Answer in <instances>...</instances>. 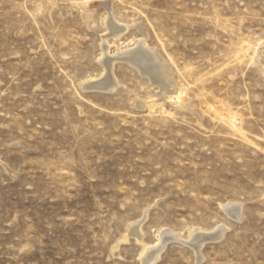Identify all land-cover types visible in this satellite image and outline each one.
I'll return each mask as SVG.
<instances>
[{
	"label": "rangeland",
	"instance_id": "rangeland-1",
	"mask_svg": "<svg viewBox=\"0 0 264 264\" xmlns=\"http://www.w3.org/2000/svg\"><path fill=\"white\" fill-rule=\"evenodd\" d=\"M164 229L155 264H264V0H0V264H142Z\"/></svg>",
	"mask_w": 264,
	"mask_h": 264
},
{
	"label": "bare ground",
	"instance_id": "bare-ground-1",
	"mask_svg": "<svg viewBox=\"0 0 264 264\" xmlns=\"http://www.w3.org/2000/svg\"><path fill=\"white\" fill-rule=\"evenodd\" d=\"M112 10V9H111ZM108 15V14H107ZM111 15H113L111 13ZM113 17V16H112ZM115 18V17H114ZM113 18V19H114ZM115 21V19H114ZM113 21V22H114ZM116 22V21H115ZM122 26V25H121ZM121 26H119L121 28ZM142 26V25H141ZM116 27V26H115ZM128 30V27L125 26ZM115 29V28H114ZM117 29V28H116ZM115 29V30H116ZM142 30H145L142 28ZM118 33V32H117ZM116 33V34H117ZM123 33V32H122ZM143 33V32H142ZM111 35V34H110ZM114 36V34H113ZM121 36V34H120ZM118 38V36H117ZM144 40V38H143ZM105 42H108V41H105ZM139 43V42H138ZM109 45V43H108ZM136 46V45H135ZM147 46V45H146ZM119 47V46H118ZM107 48V47H106ZM109 48V47H108ZM141 49H145L146 51V54H148L149 56V59H153L152 61L155 62V60H157V57L155 56L154 52L152 50H149L147 49L145 46H144V41H141L139 43V48L136 47L133 49L131 48V50H126V51H120L119 52V55L121 56L120 59H124L125 61L127 60L128 62H131V63H134L135 65H138L140 66V63L142 64L143 61H141L143 58L141 54ZM117 50V48H116ZM109 51V50H108ZM104 53V51H103ZM102 53V54H103ZM104 55V54H103ZM110 55V54H109ZM108 55V56H109ZM105 56V55H104ZM103 57V56H102ZM101 57V58H102ZM145 57V56H144ZM117 59V57H116ZM115 59V60H116ZM146 60V59H145ZM121 61V60H119ZM115 64V62H113ZM112 63V64H113ZM130 63V64H131ZM144 64V62H143ZM158 64V63H157ZM164 65V64H163ZM114 66V65H113ZM137 66V67H138ZM145 66V65H143ZM105 67V66H104ZM141 67V66H140ZM149 67V66H147ZM146 67V68H147ZM151 67V66H150ZM167 67V66H166ZM108 67H106L107 69ZM113 68V67H112ZM109 69V68H108ZM151 69V68H150ZM114 70V68H113ZM169 70V69H168ZM150 71V70H148ZM141 72V71H140ZM164 72L167 73V71H165L164 69ZM106 73V72H105ZM147 73V72H146ZM168 73H170L168 71ZM159 75V73H157ZM110 75V74H109ZM104 77V76H103ZM156 78V77H155ZM101 79V78H100ZM99 79V80H100ZM107 79L109 80V78L107 77ZM166 79V78H165ZM106 80V81H108ZM172 80V79H171ZM113 81V80H112ZM155 81V80H154ZM157 81V80H156ZM102 82V81H101ZM117 82V81H116ZM115 81H113L111 84L113 85V87L111 86V84H109V82H102V83H97L93 80H90L85 82L84 83V87L85 88H99V89H110V91L112 89H114V85L116 83ZM164 82V81H163ZM169 82V81H168ZM167 82L166 85H168L169 83ZM88 85V86H87ZM171 85V84H170ZM170 87V86H169ZM172 87V86H171ZM116 88V87H115ZM107 91V90H106ZM159 95V94H158ZM138 102V101H137ZM143 103H146V102H143ZM147 104V103H146ZM141 107V105H140ZM221 205V208L223 211H225V213H227L230 217H233L235 219H237L238 221H241L243 219V205L242 204H239V203H234V202H228L227 204H220ZM144 214V213H143ZM148 216V212L146 211L145 214H144V218L142 219L143 222L144 220L147 218ZM142 220H139L138 222L134 223L133 224V227H131V233H137L138 234V240L140 242H143V235H142V232L140 231L141 230V223ZM132 226V225H131ZM134 226L137 227L136 229H134ZM217 228V231L214 233V236H209L208 232H202V231H194L190 233L189 237L185 240H183L184 243H187L188 244H191L193 246L196 247L197 250H201L202 247L204 246V244L209 241V240H216V239H220L223 234L225 233L226 230H228L227 226L226 225H219ZM196 230V229H195ZM198 230V229H197ZM216 230V229H215ZM130 235V234H129ZM134 236V235H133ZM159 242L155 245V246H152V245H149V244H143V251L141 253V262L142 264H155V262L160 258V255H161V252L165 249V246L171 241V240H179V241H182V238L181 236H179L178 234L174 233L173 231L169 230V229H164L162 231L159 232ZM137 240V238H136ZM208 243V242H207ZM202 251V250H201ZM163 253V252H162ZM201 252H199L200 254ZM198 254V253H197ZM201 256V254H200ZM203 257V256H202ZM198 258V257H197ZM200 260V258H199Z\"/></svg>",
	"mask_w": 264,
	"mask_h": 264
},
{
	"label": "water",
	"instance_id": "water-1",
	"mask_svg": "<svg viewBox=\"0 0 264 264\" xmlns=\"http://www.w3.org/2000/svg\"><path fill=\"white\" fill-rule=\"evenodd\" d=\"M88 86V85H87Z\"/></svg>",
	"mask_w": 264,
	"mask_h": 264
}]
</instances>
